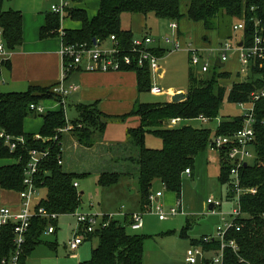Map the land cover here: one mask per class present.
Here are the masks:
<instances>
[{"label": "trees", "instance_id": "1", "mask_svg": "<svg viewBox=\"0 0 264 264\" xmlns=\"http://www.w3.org/2000/svg\"><path fill=\"white\" fill-rule=\"evenodd\" d=\"M3 1L0 0V32L4 47L10 52L22 43L23 19L18 10H3ZM183 4L185 13L181 10ZM123 12L140 13L145 17L154 15L176 22L186 16L190 21L200 22L207 32L217 29V36L220 32L216 27L218 21L227 23L235 19L244 24V46L251 45L256 36L264 38V0H98V7L92 16H89L84 6L77 5L67 9L68 18L78 22L79 26L63 28L62 41L66 44H85L91 47L93 39L107 41L110 35H114L123 48H128L133 35L121 28L120 15ZM59 20L58 14L47 13L45 24L40 28V36H60ZM229 38H232L231 34L225 39ZM155 52L164 54L162 48H156ZM234 56L237 57L236 54ZM250 66V78L247 81L233 79L229 87L226 84L230 80L231 72L226 67L218 69L213 63L206 73L190 71L187 97L181 102L137 100L128 113L119 115L122 118L128 115L139 118L137 126L127 129L129 143L126 147H132L133 153L129 155L131 166L123 169L118 167L83 172L66 170L62 155L63 133L58 129L69 123V132L77 143L84 148H91L96 142V132L102 133L106 127V118H110L97 108L96 103L74 105L76 116L68 120L64 105L52 92L56 82L46 86L30 85L22 92L0 91V134L9 135L10 141L15 142V147L11 150L9 142L0 136V161H9L0 165V187L13 191L25 188L24 171L31 151L36 150L47 151V155L39 162L33 175L34 184L40 190L35 205L43 207L48 213H56L57 216L71 214L81 207L82 192L74 186V182L89 175L95 176L96 184L100 187L116 185L126 176L135 180L133 177L136 176L142 208L150 204L149 196L157 182L179 197L185 169L191 171L197 155L208 149L212 132L209 128H197L188 124L169 126L170 119L179 117L181 120H190L203 115L211 121L218 116L223 102L248 101L253 90L264 88V52L263 58L254 57ZM4 67L10 68L9 59L0 56V71ZM237 69L234 70L235 78L238 76ZM124 70L135 72L138 92H150L152 72L148 66H134ZM44 99H54L61 106L57 110H46L42 113L29 108L30 104L39 105ZM30 115L39 116L42 120L37 135L24 131V120ZM254 118L253 158L240 168L239 174L240 185L256 187V191L254 194L240 195L242 215L235 218L234 225L225 234V240H235L237 250L224 248L223 264H264V96L255 102ZM241 119L238 114L221 120L214 134L233 133L240 126ZM146 133L159 136L161 147L146 146ZM219 157L221 164L218 181L223 188V197L231 201L234 200L235 191L229 173V162L222 152H219ZM61 158L62 164H59ZM57 221V218L47 219L40 216L31 218L20 255L22 264H25L33 248L43 242L41 236L49 224L57 230ZM130 223V216L126 214L123 221L109 219L106 225L88 233L86 238L94 237L97 243L91 249L90 257L78 264H143L146 236L129 232L127 228H130ZM45 244L53 250L56 249L55 242ZM201 245L205 251L210 252L217 251L220 243L218 240L210 243L201 241ZM13 251L12 226L7 224L0 230V264H6L2 259H7Z\"/></svg>", "mask_w": 264, "mask_h": 264}, {"label": "rangeland", "instance_id": "2", "mask_svg": "<svg viewBox=\"0 0 264 264\" xmlns=\"http://www.w3.org/2000/svg\"><path fill=\"white\" fill-rule=\"evenodd\" d=\"M55 1L57 0H43V4L47 7L49 3ZM84 1L85 4L83 5ZM69 4L70 7L77 5L85 6L91 15L96 11L98 0H83V2H79V0H69ZM181 10L185 13L184 4L181 5ZM65 15L66 16H64L62 20L59 18V29L68 28V26L65 25L69 18L67 14ZM130 19V13H121L120 20L122 27L128 28L130 26ZM179 21L181 22L180 26L182 27L183 32L189 37V40L187 39L186 43H192V45H195L198 48L218 46V44L224 41L229 34H231L232 38L239 36V32L235 35L232 30V24L236 22L235 19L227 21V23L220 21L217 22L216 27L220 30L219 36L216 34L217 29L207 32L203 30L200 22L190 21L186 16H183ZM168 23L169 22H167L166 19H161L154 15H149L146 17L145 21L146 30L152 37H154V39L159 38L158 36L162 37L164 35H170V30L167 28ZM204 37H207L208 41L205 42ZM202 54L204 59H207L213 64L218 56V51H209L207 49L204 52L202 51ZM231 55L232 53H230V56ZM159 56L162 58L161 54ZM159 65L164 69V74L159 75L152 73L151 85H157L164 90L187 89L189 72H200L197 69L198 66L192 65L189 61V55L186 50L169 53L166 52L164 58L161 61L159 60ZM238 66L239 63L235 56H232L226 62L224 67L231 72L230 80L228 81V84H226L227 87H229L230 82L233 79L236 81H247L250 78V70L244 71V73H238V76L235 78L236 73L234 70L237 69ZM23 88L24 87H17V90H23ZM12 89H15V87H8L6 82L4 84L0 83V90L2 91ZM138 98L140 102H155L167 100L168 95H153L151 92L144 91L139 92ZM40 105L44 107L43 102H41ZM131 106V101H129L128 97H123L117 101L107 100L105 103L107 112L112 114L128 112ZM64 110L67 118H75L76 112L72 102L66 100ZM242 110V107L237 103H228L225 101L215 119L207 122H199L196 119L181 120L177 125L188 123V125L197 128H209L212 132V136L219 121L238 115ZM28 118V127H26L35 132L38 128V117L30 115ZM125 127V124L108 121V124L104 129L105 131L103 130L102 133L105 132L104 134L106 138L116 140L117 143L126 148L128 145L126 143L127 136L125 133ZM102 133L96 132V142L92 146L94 149L98 146L96 143L99 142ZM144 140L145 145L150 148L161 147L160 137L153 133H146ZM105 148L107 147L105 146ZM97 151L99 152L98 155H94L93 152H91L88 154V157L94 158L97 162L104 160L108 163L109 158H111L110 155H107L102 150ZM112 151L114 152V149ZM127 152H130L131 155L133 153V148L129 146L125 153H122L127 154ZM121 156L123 157L124 155ZM251 160L252 159H249V162H251ZM220 164L221 159L219 157V152L208 147L207 150L201 151L197 155L193 174L191 176L186 174L183 175L179 197H177L174 192L166 190L160 183H158V189L160 188V191L162 192L159 202L162 204L163 209L166 211L169 207H175L177 210H180L176 215L169 216L163 220L158 219L157 215L150 211L149 205L146 208L141 207L137 196L139 195V192L136 176L133 177L135 180L130 178V189L127 188V183L125 182H122L117 186L100 187L96 184V178L94 175V177L89 175L85 178L78 179V190L82 192L81 207L89 208V205L91 204L93 206L91 209L95 213L111 212L115 214L118 213L120 206H123L124 210L135 212L140 211V208L143 209L142 228L135 231L131 230L129 227L127 228L129 232L146 236L144 240L143 264H182L186 253L189 250H192L194 245H201V238L204 235L214 236L216 234L217 226L223 225L221 219L222 216H224L226 220H229L230 216L227 213L236 206L235 200L227 201L223 197V188L218 181ZM119 165L122 166L121 169L126 168L123 162L118 160L117 166ZM128 165L131 166L130 162H128ZM75 168L79 169L77 167ZM92 170H96V167H92ZM125 180L129 181V178H123V181ZM12 195H15V193ZM208 197L221 199V207L214 209V212L209 211L206 202ZM2 201L3 199L0 198V204H3ZM77 211H79V208ZM223 213H226L227 215H222ZM72 214L73 213L59 215L56 234H47L44 232L41 236L43 241L55 240L58 249V256L53 258L51 262L44 264H77L78 260L88 259L90 257V249L96 244L97 239L85 241L75 252H68L66 248H64V243L67 242L73 234L75 217ZM108 214L109 213H101L99 214V217L105 219L108 217ZM91 238L94 237H90L89 239ZM45 251H47V249L44 244H40L36 248L34 255L32 254L33 256L28 258L26 264H43L39 258H41Z\"/></svg>", "mask_w": 264, "mask_h": 264}, {"label": "built area", "instance_id": "3", "mask_svg": "<svg viewBox=\"0 0 264 264\" xmlns=\"http://www.w3.org/2000/svg\"><path fill=\"white\" fill-rule=\"evenodd\" d=\"M70 8L69 0H59L57 3H53L49 7V11L58 14L62 20ZM170 35H164L162 37L163 44L166 47L162 48L154 44V37L148 33H142L137 36H132L128 48H123L122 44L118 42L114 35H110L108 38V46L102 45L105 41L95 40L93 46L88 47L85 44H66L62 41L59 56H60V73L56 84L52 88V92L60 99V102L64 105L66 97L78 89L76 84L66 83L67 77L75 71L83 70L88 72H111L121 71L128 67H145L148 66L152 73H156L159 67L158 62L160 54L155 52V49L162 48L164 53L173 51L186 50L189 55V61L192 65L198 66L199 73H206L211 63L204 59L202 49L198 48L192 43L182 42L177 36L178 24L174 20L169 21ZM244 24L242 21H236L232 25V30L236 35L239 32V36L234 38L225 39L220 42L218 46L210 49V51H218L220 62L226 64L229 58L234 54L237 55L239 63L237 72L244 73V71L250 70V61L254 58H263L264 52V38L256 36L254 41L249 46H244L242 41V30ZM60 38L63 34V29H59ZM62 39V38H61ZM241 41V46H238V42ZM230 53L232 55L230 56ZM9 54L4 47V43L1 39L0 32V56L6 58ZM215 59V60H216ZM215 63V61H214ZM220 68V67H218ZM150 92L153 95H171V90H164L157 85H151ZM264 96V88L253 90L249 94V100L246 102H238L237 104L242 107L240 113L242 119L240 126L231 134L227 135H215L210 138L209 147L217 152H222L227 161L229 162V173L232 179L236 202V206L231 209L227 214L230 216L229 220H226L222 216L223 225H218L216 234L204 235L201 238L203 243H210L213 240H218L220 243L217 251H205L202 245H194L192 250H189L184 257V264H223V251L224 248L230 247L233 251L237 250V244L234 239L225 240V234L228 228L234 225V220L242 215L240 209V195L242 193L254 194L256 187H242L240 185V168L248 164L249 159L253 158V142L255 140L254 129V106L255 102ZM247 105V106H246ZM29 108L35 112L42 113L44 108L41 105L30 104ZM202 122H207L209 119L203 115L196 118ZM181 119L179 117L171 118L168 125L175 126ZM220 122V121H219ZM218 122V123H219ZM61 133H67L70 130V124L67 123L65 127L58 129ZM5 137V140L9 142L10 149L15 147V142L10 141L9 135L0 134ZM22 141V139H19ZM47 155V151L38 152L32 150L30 154V160L24 171L23 183L25 188L18 191L21 199L19 208L15 211L9 206H0V230L4 225L11 224L13 232V244L14 251L6 259L3 258L2 262L6 264H22L20 261V255L22 253V246L25 242V236L28 231L30 220L34 216H40L47 219H56L58 216L56 213H48L43 207H36L35 200L40 196V191L34 184L33 175L37 171L39 162ZM62 164V158L58 161ZM184 174H190L188 168L185 169ZM74 186H78V182H74ZM162 195L161 191L150 194L149 196V209L155 213L158 219L163 220L169 216H174L180 212L175 207H169L166 211L163 209L162 204L158 198ZM208 206L212 205L214 209L221 207V199H215L208 197L206 199ZM78 210V209H77ZM73 212L77 227L72 236L67 240L66 246L69 250H74L83 240L88 233L96 231L97 228L107 224L109 219H114L115 213H109L108 217L101 219L98 213L91 211H77ZM119 214L126 215L122 209L119 210ZM223 213L222 215H227ZM130 228L132 230H139L143 226L142 216L143 211H137L130 215ZM264 217V216H263ZM103 221V223H102ZM236 229H239L236 227ZM55 232V226L49 224L45 233L52 234Z\"/></svg>", "mask_w": 264, "mask_h": 264}, {"label": "crops", "instance_id": "4", "mask_svg": "<svg viewBox=\"0 0 264 264\" xmlns=\"http://www.w3.org/2000/svg\"><path fill=\"white\" fill-rule=\"evenodd\" d=\"M57 1L49 3L47 7L44 6L43 0H40V1L38 0H4L3 1V4H2L3 10H8V9L18 10L22 13V19H23V23H22L23 38H22L21 45L16 50L10 51L6 58H3V59H9L10 68H5V67L1 68L0 83L4 84L6 82L8 87H15V89L7 90L5 92H8V91L22 92V91H25L30 85L36 84V85L46 86L58 80L59 73H60L59 50L62 44V39L60 38V36H47V37L40 36V28L45 24L46 14L50 12L49 7L51 4L57 3ZM84 4H85V1L83 5ZM93 14L91 15L89 14V16H92ZM130 15H131L130 26L128 28L122 27L121 20H120V25L123 30L130 31L133 36H137L142 33L150 34L146 30V25H145L146 17L143 14L130 13ZM169 21L170 20H167V22ZM177 24H178L177 36L181 39L182 42L186 43V40L187 39L189 40V37L183 32L182 27L180 26L181 22L179 21L177 22ZM65 26H68L69 28H76L79 26V24L76 21H72L68 19V21H66ZM167 28L170 30L169 23L167 24ZM158 37L159 38L157 39L155 38L154 44L162 48L166 47V45L163 44L162 42L163 36L162 37L158 36ZM204 40L206 42L208 41V38L204 37ZM108 44H109L108 41H105L102 43V45L104 46H108ZM211 48L213 47H202L201 49L204 52L207 49L210 51ZM165 54L166 53H164L162 55V58L159 59L160 61L164 58ZM158 65H159V62H158ZM156 74H159V75L164 74V69L161 68L160 65L157 68ZM66 83H73V84H76L78 87L76 91L70 93L66 97V100L72 102L73 105H76L78 103H86V104L96 103V106L97 108H99V110H101L106 115L110 116V118L109 117L106 118V126L108 124V121L125 124L126 125L125 133L127 136L126 143L128 145L129 137L127 135V129L129 127L137 126L139 124V118L135 115H128L122 118L119 115L128 113L132 109L134 103L139 99L138 98L139 92L137 91V80H136L135 72L128 71V70H121L118 72H88V71L78 70V71L72 72L67 77ZM17 87H24V88L23 90L18 91ZM170 90L172 94L179 92V91H183L185 93L186 91V89H175V90L170 89ZM167 95H168L167 100L170 101L171 95L169 94ZM123 97H128L129 101H131L132 106L130 110L122 114L108 113L105 107V103L107 102V100L117 101L119 99H122ZM41 102H43L44 111L57 110L61 106L60 102L55 101L54 99H44ZM63 107H65V104ZM37 117H38V121H37L38 128L35 132L27 128L29 118L27 117L24 120L23 128L25 132L34 133L35 135H37L40 129V126L42 124L41 118L39 116ZM67 119L69 120V118ZM198 121L202 122L200 120ZM104 133H102L99 142L96 143L98 145L96 146V149H94V147L84 148L77 143L75 137L70 132L63 133L62 134L63 136L62 137V155L65 161V167H67L66 170L83 172V171H91L92 167H96L97 170L107 169V168L109 169L118 168L120 166V165L117 166L118 160L123 162L125 167H129L128 162H130L129 155L131 151L127 152V154H123L125 153L127 147L126 148L124 147L125 149H122V147H120L121 145L117 143L116 140H111V139L106 138ZM117 145H120V146H117ZM105 146L107 148H105ZM113 149H114V152L112 151ZM97 150H102L107 155H110L111 158H109L108 163L105 162L104 160L97 162L94 158L88 157V154H90L91 152H93L94 155H98L99 152ZM118 151H119V154H118ZM121 155H124V156L122 157ZM4 163H9V161H0V165ZM114 166H117V167H114ZM75 167L79 169H76ZM193 169L190 171V174H186V175L191 176L193 174ZM124 178H127V176ZM122 182L127 183L126 186L128 189H130L129 183L131 182V179H129V181H126V180L123 181L122 179L121 181H119L118 184L113 185V186H117L121 184ZM78 187H79V183H78L77 188ZM157 191H160V188L158 189V182L155 183L153 186V193ZM13 193H15V195H12ZM137 196L139 200V195ZM160 197L158 198V200L160 199ZM0 198L3 199L2 201L3 204H0V206H9L15 211L20 206L21 199L19 197L18 191L6 190L0 187ZM91 208H93V206L90 204L89 208L79 207V211H91L95 213ZM120 209H122V211L128 215L135 212V211L124 210L123 206H120L119 210ZM140 211H142L141 208H140ZM101 213L106 214V213H111V212H100L98 214H101ZM72 215L74 216V214ZM58 217H57V220H58ZM114 219L123 221L124 215L119 214V211H118V213L114 215ZM76 227H77V222L75 218V225L73 228V232L76 230ZM56 233H57V230L52 234H56ZM93 239H96V238H91V239L85 238L82 243H84L85 241H91ZM45 242L54 243L55 240L54 241L46 240V241H43L37 244L31 251L30 255L27 257L26 261L28 260L30 256L34 255L36 248L40 244H44L45 248L47 249V251H45L44 254L41 256V258H39V260H41L43 264L51 262L53 258H56L58 256L57 245H56V249L53 250L49 248L45 244ZM82 243H80L74 250H69L65 242L64 248H66L68 252H75L79 249ZM94 246H92L91 249ZM91 249H90L89 255L91 253ZM84 260H87V259L78 260V263ZM182 264H184V261L182 262Z\"/></svg>", "mask_w": 264, "mask_h": 264}, {"label": "water", "instance_id": "5", "mask_svg": "<svg viewBox=\"0 0 264 264\" xmlns=\"http://www.w3.org/2000/svg\"><path fill=\"white\" fill-rule=\"evenodd\" d=\"M93 44H95V39H93ZM241 41L240 42H238V46H241ZM215 66H217V67H224V65H225V63H223V62H220L219 61V59H216L215 60ZM186 97H187V94L186 93H184L183 91H179V92H176V93H173L172 95H171V97H170V101L171 102H174V103H176V102H181V101H183V100H185L186 99ZM246 165V163L244 164V166ZM213 209V206L212 205H210V206H208V210L209 211H211Z\"/></svg>", "mask_w": 264, "mask_h": 264}]
</instances>
